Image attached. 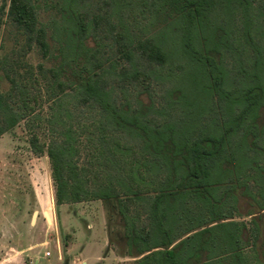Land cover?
Here are the masks:
<instances>
[{
	"label": "rangeland",
	"instance_id": "374dc122",
	"mask_svg": "<svg viewBox=\"0 0 264 264\" xmlns=\"http://www.w3.org/2000/svg\"><path fill=\"white\" fill-rule=\"evenodd\" d=\"M29 1L35 6V29L42 30L43 43L48 46L45 54L36 36L11 19L10 0H0V95L7 106L16 109L14 84L29 91L23 119L0 135V264H134L137 257L128 255L123 222L114 203L105 205L95 200L55 205L46 149L60 143V133L69 128L76 149L74 162L78 169H84L89 186L101 183V175L107 169L120 174L135 191L152 196L162 177L148 171V157L140 153L137 144L122 138L118 131L100 133L99 108L92 101L68 98L64 105L68 112L61 111L54 117V97L62 92L74 94L68 84L58 87L52 76L59 61L52 24L61 19L62 0ZM248 1L256 13L259 9L264 11V0ZM118 2L76 0V14L85 27L78 64L86 63L94 77L99 76L100 86L112 91L117 106L129 103L135 109L139 100L145 106L160 109L171 85L161 77L153 78L149 71L169 70L179 79L191 68L190 58L182 49L177 16L162 0ZM259 17L253 23L255 30L250 31L255 46L264 43V29L257 26L264 21V14ZM230 19L224 13L216 16L228 41L221 55L214 57L217 61L222 58L219 66L233 82L227 81V89L236 86L242 75L239 68L248 70L247 57L252 55L243 37L239 12H234ZM151 40L159 43L168 56L161 67L147 59L140 48L144 41ZM128 42L134 53L131 62L126 57ZM60 80L64 82L62 77ZM212 106L215 110L201 118V125L213 115L223 113L217 98H213ZM178 115L173 110L166 118L148 114L146 119L159 124ZM2 122L0 116L1 125ZM33 142L43 149L42 154L33 152ZM247 184L254 192L253 184ZM113 191L126 213L136 217L139 233L148 235L149 217L143 206L115 186ZM227 217L223 222L244 225L240 236L245 243L243 250L251 260L249 264H264V210L260 211L250 198L239 195L236 209ZM45 252L50 255L44 257Z\"/></svg>",
	"mask_w": 264,
	"mask_h": 264
},
{
	"label": "trees",
	"instance_id": "16d2710c",
	"mask_svg": "<svg viewBox=\"0 0 264 264\" xmlns=\"http://www.w3.org/2000/svg\"><path fill=\"white\" fill-rule=\"evenodd\" d=\"M162 1L177 16L182 49L190 58L191 68L179 79L169 70L149 71L153 78L161 77L171 85L164 106L156 109L137 100L132 109L129 103L117 106L112 91L100 86L99 76L94 77L86 63L79 66L85 27L76 14V0H62L61 19L52 24L59 59L52 76L58 87L68 84L74 94L62 92L54 97V117L61 111L68 112L64 106L68 98L92 101L99 108L100 133L118 131L122 138L137 144L140 153L148 157V171L160 175L162 181L156 192L148 196L131 188L120 174L106 169L102 182L89 186L84 169H78L74 162L73 134L66 128L60 133L62 141L46 149L54 203H114L123 222L128 255L137 257L134 264H249L251 260L243 250L245 243L240 236L244 225L223 220L236 209L239 195L264 210V43L255 46L250 35L255 30L254 21L264 11L259 9L256 13L248 0ZM8 12L14 22L36 36L41 50L47 53L42 30L35 29V6L29 0H10ZM234 12L240 14L243 37L252 55L247 57L248 70L239 68L242 75L236 86L227 89V81L233 82L219 66L222 58L217 61L214 57L226 48L228 36L216 16L224 13L231 20ZM257 26L264 29V21ZM127 44L126 57L131 62L134 53L129 49L131 44ZM140 48L159 67L168 60L155 40L144 41ZM13 87L17 91L16 109L7 106L0 95V135L24 117L29 91L18 83ZM213 98L223 106V113L201 125V118L215 110ZM173 110L178 111L176 119H165L159 124L146 119L148 114L166 118ZM31 145L35 154L43 153L40 146L34 142ZM248 182L253 184L254 192L249 190ZM114 186L143 206L149 217L148 235L139 233L136 217L126 213ZM205 234L208 236L203 237Z\"/></svg>",
	"mask_w": 264,
	"mask_h": 264
},
{
	"label": "built area",
	"instance_id": "2783aa9c",
	"mask_svg": "<svg viewBox=\"0 0 264 264\" xmlns=\"http://www.w3.org/2000/svg\"><path fill=\"white\" fill-rule=\"evenodd\" d=\"M49 255H50L49 252L44 253V257H48Z\"/></svg>",
	"mask_w": 264,
	"mask_h": 264
}]
</instances>
